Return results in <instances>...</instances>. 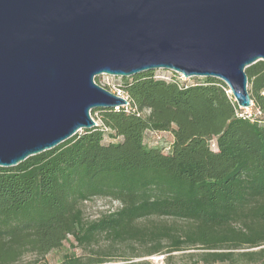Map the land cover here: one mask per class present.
Here are the masks:
<instances>
[{
  "label": "trees",
  "instance_id": "trees-1",
  "mask_svg": "<svg viewBox=\"0 0 264 264\" xmlns=\"http://www.w3.org/2000/svg\"><path fill=\"white\" fill-rule=\"evenodd\" d=\"M246 73L251 115L220 79L149 70L121 77L129 104L93 109L97 126L0 166V264H38L66 241L89 253L61 264L189 249L205 264H264V61ZM149 132L172 133L169 151ZM96 197L119 206L89 219Z\"/></svg>",
  "mask_w": 264,
  "mask_h": 264
},
{
  "label": "water",
  "instance_id": "water-1",
  "mask_svg": "<svg viewBox=\"0 0 264 264\" xmlns=\"http://www.w3.org/2000/svg\"><path fill=\"white\" fill-rule=\"evenodd\" d=\"M264 61V0H0V166L97 126L124 96L95 81L168 70L214 77L253 105L246 68Z\"/></svg>",
  "mask_w": 264,
  "mask_h": 264
},
{
  "label": "rangeland",
  "instance_id": "rangeland-1",
  "mask_svg": "<svg viewBox=\"0 0 264 264\" xmlns=\"http://www.w3.org/2000/svg\"><path fill=\"white\" fill-rule=\"evenodd\" d=\"M158 73H161L163 75H170L171 73H174L172 71L159 69L157 70ZM99 77V80L95 81L100 84L101 86L107 88L111 92L117 93L120 89L119 84L121 83V77L119 76H112L108 74H102L97 76ZM186 79V78H185ZM201 79V77H199ZM187 83H192L196 81V77L188 78L186 79ZM247 113L253 112L254 108L252 106L248 109H245ZM92 117L100 123L99 120V113L92 114ZM113 139L106 137V142L112 141ZM146 142L149 145H159L164 146L165 152L169 151V146L171 145V142L173 141L172 133L170 132H157V133H147L146 135ZM119 206V203L117 201H112L109 198H103V197H96L93 198L84 204L85 209V215L89 219H95L98 218L101 214L109 211H113ZM72 240V237H70ZM73 251H75L77 254H87L89 253L88 250H83L82 248H74V246L70 243V241L64 242L63 246L59 249H55L51 251L49 254L45 256L43 260H41L40 263L42 264H61L64 260V256L67 254H71ZM200 249H189V250H183V251H176L172 252L171 256L169 257L168 254H155L151 256H145L141 258H137L136 260H147L150 262V264H205L203 261L198 260L197 253H200ZM38 263V264H40ZM20 264H33V257L27 256L24 258V260ZM214 264H225V263H214Z\"/></svg>",
  "mask_w": 264,
  "mask_h": 264
},
{
  "label": "built area",
  "instance_id": "built-area-1",
  "mask_svg": "<svg viewBox=\"0 0 264 264\" xmlns=\"http://www.w3.org/2000/svg\"><path fill=\"white\" fill-rule=\"evenodd\" d=\"M182 77L185 79V77L182 75ZM117 94L124 96L125 98L128 99L127 94H125L121 89L118 90ZM127 106V105H126ZM249 115H251V112H249ZM157 133V132H156Z\"/></svg>",
  "mask_w": 264,
  "mask_h": 264
}]
</instances>
